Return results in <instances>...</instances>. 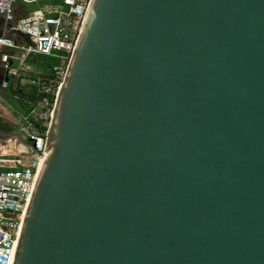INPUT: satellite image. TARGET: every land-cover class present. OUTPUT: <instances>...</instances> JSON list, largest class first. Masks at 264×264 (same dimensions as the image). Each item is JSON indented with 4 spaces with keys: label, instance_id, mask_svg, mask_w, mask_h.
<instances>
[{
    "label": "water",
    "instance_id": "water-1",
    "mask_svg": "<svg viewBox=\"0 0 264 264\" xmlns=\"http://www.w3.org/2000/svg\"><path fill=\"white\" fill-rule=\"evenodd\" d=\"M46 130L11 264H264V0H90Z\"/></svg>",
    "mask_w": 264,
    "mask_h": 264
},
{
    "label": "built area",
    "instance_id": "built-area-1",
    "mask_svg": "<svg viewBox=\"0 0 264 264\" xmlns=\"http://www.w3.org/2000/svg\"><path fill=\"white\" fill-rule=\"evenodd\" d=\"M89 4L90 0H0V50H6L0 53V91L27 83L35 87L38 96L37 106L29 116L17 112L25 123L27 145L14 132L0 138V264L12 263L44 156L46 129L55 97ZM31 5L35 9L30 11ZM37 55L58 59L50 76L31 72L27 60ZM13 118L18 126L19 118ZM33 120H40L44 130H39ZM8 141L23 144L25 152L13 148L6 154L3 147H8Z\"/></svg>",
    "mask_w": 264,
    "mask_h": 264
},
{
    "label": "crops",
    "instance_id": "crops-1",
    "mask_svg": "<svg viewBox=\"0 0 264 264\" xmlns=\"http://www.w3.org/2000/svg\"><path fill=\"white\" fill-rule=\"evenodd\" d=\"M18 8H19V5L16 4L17 11H18ZM1 29H2V23H0V33H1ZM5 51L6 50H0V53H3ZM37 56H40V55H37ZM34 57L35 56H32L29 59H32ZM0 97H1L0 99V119H2L4 123L10 126V128L12 129L11 134L13 132L16 133L15 129L17 125H16V122L13 116L18 117L17 116L18 113L24 116H29L31 111L36 108L37 102H38V96L35 93V87L27 83H20L14 89L10 87L5 91H0ZM5 97H9V100L12 102L13 106L11 104L10 105L7 104L8 101L7 99H5ZM3 104H7L10 110L7 109ZM14 104L16 108L14 107ZM0 138H3V137L0 136ZM7 145H8V142H7ZM10 145L12 146V144Z\"/></svg>",
    "mask_w": 264,
    "mask_h": 264
},
{
    "label": "trees",
    "instance_id": "trees-1",
    "mask_svg": "<svg viewBox=\"0 0 264 264\" xmlns=\"http://www.w3.org/2000/svg\"><path fill=\"white\" fill-rule=\"evenodd\" d=\"M57 64L58 60L45 56H35L34 58L28 60V65L31 69V72H37L45 76H50L52 67ZM38 129L44 130V127L39 125ZM0 132L1 137H8L12 132L10 126L4 123L2 119H0Z\"/></svg>",
    "mask_w": 264,
    "mask_h": 264
},
{
    "label": "rangeland",
    "instance_id": "rangeland-1",
    "mask_svg": "<svg viewBox=\"0 0 264 264\" xmlns=\"http://www.w3.org/2000/svg\"><path fill=\"white\" fill-rule=\"evenodd\" d=\"M49 3V2H48ZM51 3H53V1H51ZM33 5H31L30 6V8H29V10L31 11V10H34L35 8L33 7ZM56 60H58V59H56ZM58 63H59V61H58ZM5 99H7V104L8 105H12V102L9 100V97H5ZM7 104H3L7 109H9L10 110V108L8 107V105ZM13 106V105H12ZM14 107H15V104H14ZM16 108V107H15ZM18 118H19V120H20V124L16 127V129H15V132H16V135H18L19 137H21V139L24 141V142H27V138L25 137V135H24V132H23V128H24V125H25V123L23 122V120L18 116ZM33 123H34V125L36 126V127H38L40 124H41V122H40V120H33ZM0 136H1V132H0ZM3 138H7V137H3Z\"/></svg>",
    "mask_w": 264,
    "mask_h": 264
},
{
    "label": "bare ground",
    "instance_id": "bare-ground-1",
    "mask_svg": "<svg viewBox=\"0 0 264 264\" xmlns=\"http://www.w3.org/2000/svg\"><path fill=\"white\" fill-rule=\"evenodd\" d=\"M13 148H16L17 150H19L20 152H25V147L23 146V144H20V146H14V145H10V143L8 142V147L7 148H3V151L6 153V154H9L10 152H12V149ZM41 167V165H40ZM40 167H39V170H40ZM39 173V171H38Z\"/></svg>",
    "mask_w": 264,
    "mask_h": 264
},
{
    "label": "flooded vegetation",
    "instance_id": "flooded-vegetation-1",
    "mask_svg": "<svg viewBox=\"0 0 264 264\" xmlns=\"http://www.w3.org/2000/svg\"><path fill=\"white\" fill-rule=\"evenodd\" d=\"M8 142H9L10 144H12V145L16 146V147H17V146H20V144H18V145H15V144H14V142H12V141H8Z\"/></svg>",
    "mask_w": 264,
    "mask_h": 264
}]
</instances>
